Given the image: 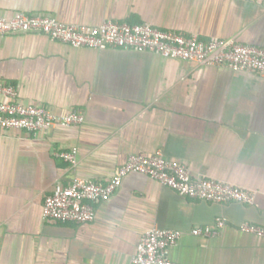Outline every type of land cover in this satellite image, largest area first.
<instances>
[{
  "label": "crops",
  "instance_id": "1",
  "mask_svg": "<svg viewBox=\"0 0 264 264\" xmlns=\"http://www.w3.org/2000/svg\"><path fill=\"white\" fill-rule=\"evenodd\" d=\"M45 14L65 23H149L202 39L264 47V5L253 0H0V16ZM0 80L25 104L81 124L46 131L0 128V264H131L153 226L178 229L179 264H264V80L225 66H198L154 51L74 47L40 32L0 35ZM0 100H8L0 94ZM77 148L70 164L60 152ZM160 150L192 175L255 193L253 203L180 195L142 173L126 176L89 223L48 222L44 198L81 176L108 181L131 154ZM225 225L211 236L197 226Z\"/></svg>",
  "mask_w": 264,
  "mask_h": 264
},
{
  "label": "built area",
  "instance_id": "2",
  "mask_svg": "<svg viewBox=\"0 0 264 264\" xmlns=\"http://www.w3.org/2000/svg\"><path fill=\"white\" fill-rule=\"evenodd\" d=\"M264 5V0H253ZM40 32L74 47L106 49L120 47L137 51H154L168 58L190 61L198 66H225L255 73L264 80V47L242 43L235 38L202 39L176 30L161 29L149 23L118 22L111 19L97 25L65 23L45 14L17 12L11 17L0 16V35ZM0 128L46 131L57 125L81 124L85 116L70 110L57 114L44 105L25 104L18 99L17 88L0 80ZM70 164L77 162V148L60 152ZM142 173L180 195L217 203H253L254 192L228 181L192 175L189 167L178 160L168 159L160 150L151 154L134 153L105 182L77 176L69 184L58 183L44 198L43 217L48 222L89 223L96 217V205L105 201L121 187L124 178ZM225 225L221 217L216 227L197 226L194 235L211 236ZM240 229L264 237V227L244 223ZM178 229L153 226L136 244L131 264H179L169 255L170 248L181 237Z\"/></svg>",
  "mask_w": 264,
  "mask_h": 264
}]
</instances>
